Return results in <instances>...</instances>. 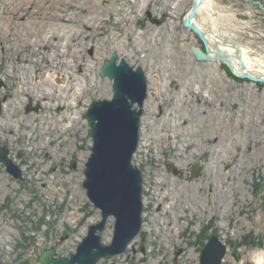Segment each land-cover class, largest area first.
Here are the masks:
<instances>
[{"label": "rangeland", "instance_id": "rangeland-1", "mask_svg": "<svg viewBox=\"0 0 264 264\" xmlns=\"http://www.w3.org/2000/svg\"><path fill=\"white\" fill-rule=\"evenodd\" d=\"M193 1L0 0V146L25 178L0 164V264L69 257L101 221L82 186L86 114L113 97L100 72L114 52L149 80L134 157L144 237L98 264H201L213 236L228 248L222 264H264V83L195 58L191 45H204L183 25ZM197 20L264 59V0H209ZM67 89H81L75 101ZM113 233L112 219L104 243ZM249 235L261 245L243 244Z\"/></svg>", "mask_w": 264, "mask_h": 264}, {"label": "water", "instance_id": "water-1", "mask_svg": "<svg viewBox=\"0 0 264 264\" xmlns=\"http://www.w3.org/2000/svg\"><path fill=\"white\" fill-rule=\"evenodd\" d=\"M201 1H193L183 25L202 41L204 49L191 45L190 50L198 61L204 62L210 61V49L204 33L193 24ZM165 20L166 15L161 20L152 19L157 25ZM221 57L229 62L226 55L222 54ZM228 67L239 78L264 83V77L239 76L231 65ZM100 75L113 81L114 94L111 99L94 101L86 114L92 146L85 164L82 186L89 201L100 211L102 219L91 225L75 253L64 257V251L57 253L55 249H50L40 255L39 264H98L102 259L125 254L138 237H144V177L142 170L134 164V157L141 139L149 80L142 67L135 68L126 60H119L116 52L104 62ZM1 113L0 105V116ZM0 164L14 179L25 180L22 169L10 157L7 145L0 146ZM112 219L113 238L110 244H106L102 234ZM227 253L226 244L218 236H213L202 251L201 264H222Z\"/></svg>", "mask_w": 264, "mask_h": 264}, {"label": "bare ground", "instance_id": "bare-ground-1", "mask_svg": "<svg viewBox=\"0 0 264 264\" xmlns=\"http://www.w3.org/2000/svg\"><path fill=\"white\" fill-rule=\"evenodd\" d=\"M209 0L201 1L200 10L206 5ZM195 24L204 33L208 47L210 49L209 60L211 62H224L228 66H232L233 71L236 75H248L253 78H263L264 77V59L256 58L250 55L249 51L242 49L237 44L233 45L232 42H227L213 30H208L202 23L197 20V17L193 20ZM66 53H61L60 55H65ZM226 55L229 59L224 61L221 55ZM64 63V62H63ZM243 67V68H242ZM81 89H77L75 93L70 96L71 90L66 91V93H61L62 99L70 96L75 101L74 96H77ZM45 95L50 96L51 92H46ZM75 104V103H74ZM73 104V105H74ZM76 120L77 118H73Z\"/></svg>", "mask_w": 264, "mask_h": 264}, {"label": "trees", "instance_id": "trees-1", "mask_svg": "<svg viewBox=\"0 0 264 264\" xmlns=\"http://www.w3.org/2000/svg\"><path fill=\"white\" fill-rule=\"evenodd\" d=\"M243 242H244L243 244H246L248 246L249 245L250 246H260L262 241L259 238L258 239H256V238L253 239V237L249 235V237H246Z\"/></svg>", "mask_w": 264, "mask_h": 264}, {"label": "flooded vegetation", "instance_id": "flooded-vegetation-1", "mask_svg": "<svg viewBox=\"0 0 264 264\" xmlns=\"http://www.w3.org/2000/svg\"><path fill=\"white\" fill-rule=\"evenodd\" d=\"M207 245V244H206Z\"/></svg>", "mask_w": 264, "mask_h": 264}]
</instances>
